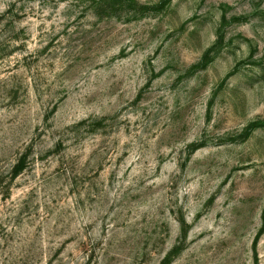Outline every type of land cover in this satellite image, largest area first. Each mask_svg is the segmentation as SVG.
Returning <instances> with one entry per match:
<instances>
[{
    "label": "rangeland",
    "instance_id": "374dc122",
    "mask_svg": "<svg viewBox=\"0 0 264 264\" xmlns=\"http://www.w3.org/2000/svg\"><path fill=\"white\" fill-rule=\"evenodd\" d=\"M260 120L264 0H0V264H264Z\"/></svg>",
    "mask_w": 264,
    "mask_h": 264
},
{
    "label": "trees",
    "instance_id": "16d2710c",
    "mask_svg": "<svg viewBox=\"0 0 264 264\" xmlns=\"http://www.w3.org/2000/svg\"><path fill=\"white\" fill-rule=\"evenodd\" d=\"M208 55H209V53H207L203 58H202V60H201V62L199 63L200 65H205L206 64V62L208 61V60H206L207 59V57H208ZM260 123H264V120H260V121H258L257 122V124H260Z\"/></svg>",
    "mask_w": 264,
    "mask_h": 264
}]
</instances>
